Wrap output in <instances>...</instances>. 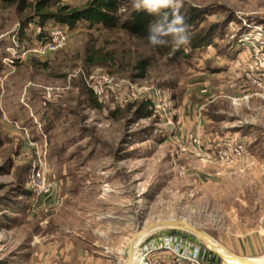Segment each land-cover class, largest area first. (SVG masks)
<instances>
[{
  "label": "rangeland",
  "instance_id": "1",
  "mask_svg": "<svg viewBox=\"0 0 264 264\" xmlns=\"http://www.w3.org/2000/svg\"><path fill=\"white\" fill-rule=\"evenodd\" d=\"M34 1L0 0V264H125L136 235L181 220L237 257L263 258L264 0H184L181 14L202 18L190 44L211 45L164 51L80 23L45 56L33 49L52 28L30 23ZM131 9L121 0L124 21ZM91 49L103 65L86 62ZM139 245L151 264H179L175 245L226 264L188 232Z\"/></svg>",
  "mask_w": 264,
  "mask_h": 264
},
{
  "label": "trees",
  "instance_id": "2",
  "mask_svg": "<svg viewBox=\"0 0 264 264\" xmlns=\"http://www.w3.org/2000/svg\"><path fill=\"white\" fill-rule=\"evenodd\" d=\"M3 1L10 2L11 0ZM53 1L35 0L28 4L29 11L32 14L30 23L38 25L43 31L48 26L51 28L64 27L70 31L78 24L83 23L88 26L89 30L93 28L105 31L117 30L125 33L131 38L150 45L147 40L148 26L156 17L149 14L146 10L142 9L136 11L132 8L128 16L129 18L124 21L119 15L121 0H87L85 7L80 9L60 5V0ZM184 16L190 28L194 27L198 24V21L202 20L193 10L189 11V13H186ZM39 39H41V36H39ZM190 45H192L193 48H195L196 45L198 47L201 45H211V40L206 41L201 37ZM170 47L171 44L166 47L155 48L165 51L166 48ZM177 58L185 59L187 56L183 53H178ZM101 59L100 53L97 50L91 49L88 52L86 62L91 66H100L103 65ZM146 67L147 65L144 61L138 62L135 66V69L141 72L140 78L143 77Z\"/></svg>",
  "mask_w": 264,
  "mask_h": 264
},
{
  "label": "clouds",
  "instance_id": "3",
  "mask_svg": "<svg viewBox=\"0 0 264 264\" xmlns=\"http://www.w3.org/2000/svg\"><path fill=\"white\" fill-rule=\"evenodd\" d=\"M134 10H146L156 19L148 26L147 40L152 47L171 44L180 50L191 43L190 26L181 14L184 0H130Z\"/></svg>",
  "mask_w": 264,
  "mask_h": 264
},
{
  "label": "built area",
  "instance_id": "4",
  "mask_svg": "<svg viewBox=\"0 0 264 264\" xmlns=\"http://www.w3.org/2000/svg\"><path fill=\"white\" fill-rule=\"evenodd\" d=\"M68 41V30L64 27H54L51 30V36L50 39H46L44 42H41L33 51L37 56H45L48 54H54L61 50L65 44ZM23 59V54L21 56H17L16 60ZM100 80L103 81V84H108L111 85L112 82L110 80H107L106 78H100ZM102 84V83H101ZM89 88L95 93L99 94L101 88L100 82L97 84H90ZM241 147H238L234 150V153L236 155H239L241 152ZM37 155H39L37 153ZM30 176L28 177L29 183L31 185V189L34 191V194H40L41 191L44 189L45 190V182L41 174V165H40V160H38L36 157L33 159L31 163V168H30ZM176 243V240L170 243L171 246ZM173 256H175L176 262L179 264L185 263V264H202L199 258V253L198 250H190L189 255H184L183 254V249L181 247H177L175 245V249L168 247L167 248ZM156 250V249H155ZM140 256H141V262L140 264H151L147 260V256L149 253L152 252L151 249L148 247L144 246L143 249H139Z\"/></svg>",
  "mask_w": 264,
  "mask_h": 264
},
{
  "label": "bare ground",
  "instance_id": "5",
  "mask_svg": "<svg viewBox=\"0 0 264 264\" xmlns=\"http://www.w3.org/2000/svg\"><path fill=\"white\" fill-rule=\"evenodd\" d=\"M160 222H163V221H160ZM144 231L138 234L140 236L136 235L135 239L132 240L129 244L128 253L130 256V260L127 261L128 264H140L141 262V256H140L138 246H139V243L141 241H144L145 238L148 236L147 234L144 233ZM200 241L204 244L206 248L220 254L222 258L225 260L226 264L228 263L229 264H244L245 262H247V264H263L264 263V257L258 260H248V259L240 258V257L239 259H234L233 257H231L229 254L225 252L226 249L224 247H222L221 245H219L218 243H216L210 238L203 237L201 238Z\"/></svg>",
  "mask_w": 264,
  "mask_h": 264
},
{
  "label": "water",
  "instance_id": "6",
  "mask_svg": "<svg viewBox=\"0 0 264 264\" xmlns=\"http://www.w3.org/2000/svg\"><path fill=\"white\" fill-rule=\"evenodd\" d=\"M164 230H172V231H183V232H188L191 235H193L196 239H198L199 241L201 240V238L203 237H207L209 238L206 234H204L203 232L199 231L198 229H196L192 224L188 223L185 220H181V221H163V222H157L156 224H153L152 226L148 227L144 233L147 234L148 236L145 238V240L153 235L154 233L160 232V231H164ZM135 239V238H134ZM133 239V240H134ZM144 240V241H145ZM201 242V241H200ZM202 243V242H201ZM203 244V243H202ZM204 245V244H203ZM140 246V245H139ZM206 248V247H205ZM208 249V248H206ZM209 251H211L213 254L217 255L218 258L222 259L224 262L225 260L222 258V256L220 254H218L215 251H212L210 249H208ZM225 252L227 254H229L231 257H233L234 259H239V257L227 252L225 250ZM130 260V256L128 253V258L125 262V264H128L127 261ZM243 260V259H242ZM244 264H247V262H245ZM264 264V263H263Z\"/></svg>",
  "mask_w": 264,
  "mask_h": 264
}]
</instances>
